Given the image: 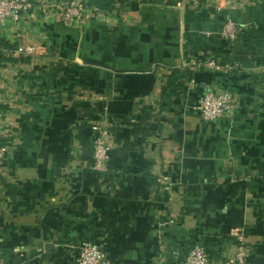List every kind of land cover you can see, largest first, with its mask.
<instances>
[{"label":"crops","instance_id":"crops-1","mask_svg":"<svg viewBox=\"0 0 264 264\" xmlns=\"http://www.w3.org/2000/svg\"><path fill=\"white\" fill-rule=\"evenodd\" d=\"M38 10L26 29L43 55L0 59V264H75L84 239L112 264L197 241L218 257L232 226L264 264V0H113L69 27ZM207 88L233 93L231 116L201 118Z\"/></svg>","mask_w":264,"mask_h":264},{"label":"built area","instance_id":"built-area-1","mask_svg":"<svg viewBox=\"0 0 264 264\" xmlns=\"http://www.w3.org/2000/svg\"><path fill=\"white\" fill-rule=\"evenodd\" d=\"M41 9L54 15L65 27L72 24L84 23L93 8L86 4L85 0H0V59L27 58L43 55V49L36 43L37 40L30 39L27 35L29 30L27 20ZM243 28L231 19L227 18L220 31L222 37L237 40ZM197 67L217 69L218 65L212 61L196 63ZM236 64L225 67V70L236 68ZM234 95L228 90L207 88L200 96L198 110L204 121H215L222 117L232 115ZM2 93L0 91V103ZM96 136L93 141V169L105 171L108 161L109 145L104 139L101 126L93 127ZM3 134V120L0 109V137ZM6 146H0V159ZM229 234L234 240L235 251L228 255L211 256L203 243L195 242L190 246L185 255L172 252L171 255L162 253L158 256L155 264H247L248 254L246 251V234L239 226H232ZM75 264H112L105 255L103 249L90 239L82 240L76 246Z\"/></svg>","mask_w":264,"mask_h":264},{"label":"trees","instance_id":"trees-1","mask_svg":"<svg viewBox=\"0 0 264 264\" xmlns=\"http://www.w3.org/2000/svg\"><path fill=\"white\" fill-rule=\"evenodd\" d=\"M112 2H113V0H94V1L89 0V1H86V4L88 6L93 5V8L95 6H98V8L103 9L105 7H109ZM170 84L172 86L170 91L175 90V88H177L179 86V82H174L172 80H170ZM167 90L168 89L166 87H163V89H162L164 94H166Z\"/></svg>","mask_w":264,"mask_h":264}]
</instances>
